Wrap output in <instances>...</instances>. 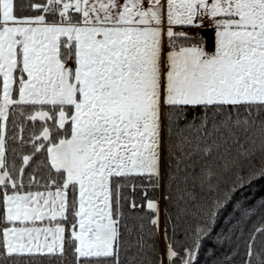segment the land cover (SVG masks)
Listing matches in <instances>:
<instances>
[{"label":"snow or ice","instance_id":"obj_1","mask_svg":"<svg viewBox=\"0 0 264 264\" xmlns=\"http://www.w3.org/2000/svg\"><path fill=\"white\" fill-rule=\"evenodd\" d=\"M205 22L214 31L212 53L183 31ZM22 106L19 116L33 130L25 140L19 124L12 139L32 152L10 168L7 122L11 115L17 126ZM188 109L204 110L190 127L205 155L207 139L220 134L226 142L224 133L240 156L254 155L256 140L247 134L257 128L253 109H264V0H0V258L63 257L61 221L69 213L75 264L113 257L122 199L113 185L133 177L158 183L162 117ZM258 131L264 150V121ZM45 150L44 190L26 189L25 170ZM259 178L264 167L237 181ZM166 257L192 264L195 251L181 255L169 244Z\"/></svg>","mask_w":264,"mask_h":264},{"label":"trees","instance_id":"obj_2","mask_svg":"<svg viewBox=\"0 0 264 264\" xmlns=\"http://www.w3.org/2000/svg\"><path fill=\"white\" fill-rule=\"evenodd\" d=\"M16 3L19 4L20 0ZM17 14H20L19 10ZM22 110H25L23 106L16 113L17 126L12 124L11 115L7 122L6 159L10 168L13 161L19 166L22 155L32 152L30 143L22 144L12 139L19 132V124H24L25 140L33 130V123L19 116ZM240 114L241 118L247 115L243 108ZM253 116L257 118V128L251 129L247 135L255 139L256 144L254 155L246 158L239 155L234 137L227 133L223 134L227 137L226 142L220 134L207 139L212 146L210 155L201 151L204 144L190 126L199 125L205 119L204 110L188 109L179 116L165 112L162 117L161 177L155 185L139 177L113 185L114 194L119 187L122 197L118 212V247L116 254L102 259L101 264H168L163 251H167L169 244L181 255L185 249L193 248L195 258L192 264H264V178L243 184L237 181L238 176H247L250 170L264 167V150L260 147L258 131L259 121H264V109L259 112L253 109ZM40 124V121L35 122L36 131H39ZM237 135L245 148H249L245 134L237 132ZM183 137L189 138L191 144L181 145ZM197 144H200L199 149ZM188 150L191 154L185 155ZM49 167L46 165V150L36 153L22 177L25 188L31 183V190H44ZM73 199L74 194L69 190L70 205ZM149 201L162 203L161 229L158 212L147 208ZM73 219L69 213L66 222ZM153 219L157 220L156 225L151 223ZM0 259H4L5 264H75L69 230L63 257Z\"/></svg>","mask_w":264,"mask_h":264},{"label":"crops","instance_id":"obj_3","mask_svg":"<svg viewBox=\"0 0 264 264\" xmlns=\"http://www.w3.org/2000/svg\"><path fill=\"white\" fill-rule=\"evenodd\" d=\"M201 29L202 35L201 38L198 39V42L205 47V50L209 53L214 52L215 46H214V31L213 29L208 25L207 22H205L202 26L196 27Z\"/></svg>","mask_w":264,"mask_h":264},{"label":"rangeland","instance_id":"obj_4","mask_svg":"<svg viewBox=\"0 0 264 264\" xmlns=\"http://www.w3.org/2000/svg\"><path fill=\"white\" fill-rule=\"evenodd\" d=\"M162 161H163V157H162V126H161V138H160V177H161V170H162ZM43 191V190H41ZM156 203L157 205V212H158V218H159V221L161 220V210H162V203L161 201H157V202H154ZM69 218V216H68ZM66 221L68 220H64V221H61V223H63L65 225V227L69 230V234H70V231H71V228H70V223H67ZM160 229H161V221H160ZM164 253V256H166V250L163 251Z\"/></svg>","mask_w":264,"mask_h":264},{"label":"built area","instance_id":"obj_5","mask_svg":"<svg viewBox=\"0 0 264 264\" xmlns=\"http://www.w3.org/2000/svg\"><path fill=\"white\" fill-rule=\"evenodd\" d=\"M177 30L179 31L180 29L178 28ZM183 31L187 32L190 36H194L196 40L201 37V29L199 28L187 27Z\"/></svg>","mask_w":264,"mask_h":264}]
</instances>
